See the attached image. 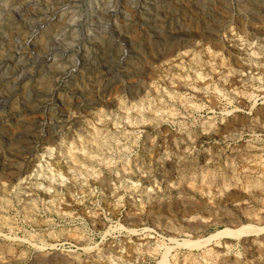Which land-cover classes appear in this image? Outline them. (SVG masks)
<instances>
[{"label":"rangeland","instance_id":"rangeland-1","mask_svg":"<svg viewBox=\"0 0 264 264\" xmlns=\"http://www.w3.org/2000/svg\"><path fill=\"white\" fill-rule=\"evenodd\" d=\"M263 15L0 0V264H264Z\"/></svg>","mask_w":264,"mask_h":264},{"label":"bare ground","instance_id":"bare-ground-1","mask_svg":"<svg viewBox=\"0 0 264 264\" xmlns=\"http://www.w3.org/2000/svg\"><path fill=\"white\" fill-rule=\"evenodd\" d=\"M264 16V15H263ZM253 31V30H252ZM248 62V61H247ZM248 64H249V62L248 63H243L242 65H241V67L240 68H242V69H246V68H252L250 65L248 66ZM253 69V68H252ZM99 99V98H98ZM72 119V118H71ZM37 125V124H36ZM234 125V124H233ZM234 128V127H233ZM215 129V128H214ZM217 133V132H216ZM94 145V144H93ZM171 165V164H170ZM168 167V166H167ZM178 199V198H177ZM231 199V198H230ZM179 200H180V198H179ZM228 200V199H227ZM181 201V200H180ZM181 204V203H180ZM182 204H183V201H182ZM251 224V223H250ZM242 225V227H238V228H229L228 226L226 227V229H225V231L224 232H221V234L222 233H224V234H228V233H230V234H236V235H240V234H245V233H252V232H258L257 230H261V229H259V228H257V227H255V226H252V225ZM220 234V233H219ZM210 240V239H209ZM209 240H204V243H206V241L208 242ZM203 243V242H202ZM202 243H196V244H199V245H201ZM194 244V243H193ZM191 247V246H190ZM67 264H68V262H67Z\"/></svg>","mask_w":264,"mask_h":264}]
</instances>
